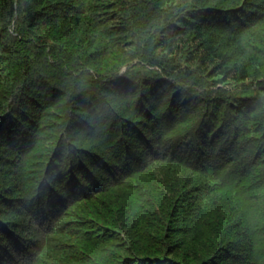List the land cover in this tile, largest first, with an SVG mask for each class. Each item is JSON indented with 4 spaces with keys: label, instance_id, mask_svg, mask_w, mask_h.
Instances as JSON below:
<instances>
[{
    "label": "trees",
    "instance_id": "16d2710c",
    "mask_svg": "<svg viewBox=\"0 0 264 264\" xmlns=\"http://www.w3.org/2000/svg\"><path fill=\"white\" fill-rule=\"evenodd\" d=\"M0 264H264V0H0Z\"/></svg>",
    "mask_w": 264,
    "mask_h": 264
}]
</instances>
